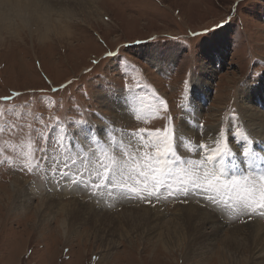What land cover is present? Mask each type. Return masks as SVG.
I'll use <instances>...</instances> for the list:
<instances>
[{
  "label": "rangeland",
  "instance_id": "1",
  "mask_svg": "<svg viewBox=\"0 0 264 264\" xmlns=\"http://www.w3.org/2000/svg\"><path fill=\"white\" fill-rule=\"evenodd\" d=\"M5 3L0 264H264L247 229L264 225L247 207L254 199L258 209L264 193V139L243 118V107L264 115V0H42L34 24ZM189 92L204 108L195 131L212 133L186 129V140ZM126 98L124 117L117 106ZM77 120L91 123L69 126ZM174 126L172 151L156 159ZM85 127L99 129L101 143L83 144ZM226 151L227 163L241 165L235 183L229 168L217 180L212 164L200 163ZM25 165L33 171L21 172ZM113 170L121 188L104 179ZM156 180L170 187L154 192V203L137 198ZM193 180L213 187L197 191ZM181 187L191 193L183 203L170 194ZM206 195L214 205L201 202ZM202 211L223 223L216 236H195Z\"/></svg>",
  "mask_w": 264,
  "mask_h": 264
},
{
  "label": "bare ground",
  "instance_id": "2",
  "mask_svg": "<svg viewBox=\"0 0 264 264\" xmlns=\"http://www.w3.org/2000/svg\"><path fill=\"white\" fill-rule=\"evenodd\" d=\"M6 2V3H5ZM42 0H15L14 2H12V0H0V3H5V4H10L9 6H11L12 8L9 9V11L11 12V14L14 16V18L22 21V22H26V24H34L36 22H38V20L41 19V17H39L38 15L40 14V11L37 13V11L39 10V4H41ZM38 16V17H37ZM8 20V19H7ZM21 22V23H22ZM9 28V27H8ZM11 29V28H9ZM205 80L208 81V77H205ZM208 84V83H207ZM207 92V91H205ZM204 92V96H205V93ZM257 91H255L254 93H256ZM195 94V93H194ZM202 96V97H204ZM201 98V97H200ZM196 98H194L193 95L190 94L189 92V95H187L183 101V106H182V112H184V115L183 116V119L181 121V129L182 131L181 134L182 136L185 138L186 136H184L186 133H187V130H190V131H193L192 134H195L193 135L195 138H197V134L198 133L195 131L194 129V126H195V122L196 120L198 121L200 118H201V114H202V110L204 109L202 107V105H199V103L196 102L195 100ZM127 107V108H125ZM129 103H127V98L122 100V102L117 106V110H118V114L121 115V116H127L130 112V109H129ZM131 108V107H130ZM203 108V109H202ZM250 109V108H249ZM248 108L246 107H243V111H244V116L243 118L247 120V123L249 125V127H251V131L253 132V134H257L256 138L258 137L259 139H262L260 140L261 142H263V139H264V115L263 114H258V112L256 111V109H250L249 110ZM130 115V114H129ZM248 115V116H247ZM197 127V126H196ZM246 127V126H245ZM248 127V128H249ZM198 128V127H197ZM187 129V130H186ZM194 129V130H193ZM257 129H262L261 131H258ZM99 131V129H94L93 128H82V130L80 131V135H81V141L82 143L84 144L86 142L87 146H95V145H92L91 144V139L89 138V135L90 134H93L92 131ZM205 131L203 132H200L199 135L201 134H204V135H208L211 131L209 129H204ZM84 131V134L82 136V132ZM257 131V132H256ZM105 132V131H104ZM189 133V132H188ZM212 133V132H211ZM106 134V133H105ZM252 134V135H253ZM96 135V134H95ZM249 135V134H248ZM252 135L250 134V136L252 137ZM255 135L253 137H255ZM97 136V135H96ZM238 136V137H237ZM235 138H232L233 139V142L235 143H238L240 141V138L241 137L240 135H237ZM191 137V136H190ZM211 137V136H210ZM209 137V138H210ZM250 137V138H251ZM187 140V138H185ZM256 148V147H255ZM249 152V151H247ZM250 154V153H249ZM252 154V153H251ZM258 154V153H257ZM261 155V153H259ZM219 155V154H218ZM253 155V154H252ZM236 156V155H235ZM227 157V156H226ZM224 158L223 161H220L221 163L218 165H216V163H218V161L216 163H211L212 164V167L211 169L214 171V173H216V175H218V177H229L227 175L228 173V169L229 168L231 171L229 172H232V173H235L233 175L234 179L236 180H233V181H237V171L238 168L241 167V165H237L235 164V160L234 162H232V159L230 160L229 163H227V159L228 158ZM237 157V156H236ZM254 157V156H253ZM245 158V157H244ZM216 159V158H215ZM258 159V158H257ZM171 162H169L170 164ZM174 163V162H173ZM227 163V164H226ZM234 163V165H233ZM232 165V166H231ZM254 165V164H253ZM252 165V166H253ZM253 168V167H252ZM242 171V170H241ZM240 173V172H239ZM231 176V178H233ZM230 178V179H231ZM254 179V178H253ZM259 179V178H258ZM222 182V181H221ZM241 182V181H240ZM223 183V182H222ZM225 183V182H224ZM226 184V183H225ZM231 189V188H230ZM243 190V189H242ZM243 192V191H242ZM83 207V206H82ZM91 207V206H90ZM188 208V207H187ZM189 209H191L189 207ZM199 209V208H198ZM201 210V209H200ZM209 213V212H208ZM208 213H205L204 211L202 212H197V215L199 216V218L197 219V221H195L196 223L199 224V226L201 228H198L197 227V224L196 225H193L195 226L194 228V232H195V236H198L201 234V230H204V229H208V230H211V234L214 236H216L217 234H219L222 230V227H223V223H218L217 218L211 214H208ZM216 214V213H215ZM218 216V215H217ZM224 217V216H223ZM226 218V217H225ZM251 222V221H250ZM249 228L248 229V232H249V235L253 238L256 239V244H258V247H260L259 250L262 249V251H264V225L262 222L260 221H253V225H250L248 226ZM204 233V232H203ZM209 233V234H210ZM205 235V234H204ZM203 236V235H202ZM207 238H210V236L206 235ZM200 237V236H199ZM201 238V237H200ZM198 238V239H200ZM204 240V239H203ZM209 240V239H207ZM204 242V241H203ZM207 243V242H206ZM211 245V244H210ZM257 250V249H256ZM255 251V250H254ZM259 252V251H258ZM257 253V252H256ZM260 253V252H259ZM258 253V255H259ZM264 258V255L263 257Z\"/></svg>",
  "mask_w": 264,
  "mask_h": 264
},
{
  "label": "snow or ice",
  "instance_id": "3",
  "mask_svg": "<svg viewBox=\"0 0 264 264\" xmlns=\"http://www.w3.org/2000/svg\"><path fill=\"white\" fill-rule=\"evenodd\" d=\"M118 54H119V52H108L107 55H106V58H109V57H112V56L118 55ZM92 63L94 65H98L100 63V61L94 60V61H92ZM89 71H91V69ZM72 83H74V82L73 81H69L68 82V84H72ZM65 87H67V85H62L61 86V88H65ZM165 119H167V116H165ZM98 122L101 123V124L104 123L103 120H98ZM90 123L91 122L88 121V120H77V121H74V122L70 123L69 126L72 127L73 124H78L79 127H83V126H88ZM73 128H75V127H73ZM141 133H143V129H141ZM132 135L135 138L136 134L133 133ZM220 135L223 136L224 133L221 132ZM111 138H112V133L108 132V134L106 136V142L110 143ZM90 139H91V144L92 145L101 143L100 138L94 134V130H93V134L91 135ZM171 139H175V126L172 129L171 138H169L168 136L164 137V141L166 143L165 151L158 152V155H157L156 159H158V160L165 159L167 157V153L172 151ZM213 139H215V137H213ZM160 142H161V138L159 136H157L156 143L159 144ZM201 147H203V145ZM85 150H87V149H85ZM229 154L230 153L228 151H226V152H224L222 154H219V155L216 154L215 152H211V154L205 156L200 161V163L204 164L205 167H207L208 164L216 163L217 161H223V159L226 156H228ZM243 155H247V153L245 152ZM213 157H216V159H213ZM149 163H151V162L149 161ZM20 171L21 172L31 173L33 171V166L32 165L22 166ZM153 171H154V169H153ZM165 172H166V169H162L161 170L162 174H165ZM61 175H66V173H61ZM117 175H119V170H113V173H112L111 177L107 176V174H106L104 176V179L109 180V182L113 185V187L121 188L122 185L117 181ZM168 175H169V177L171 176L170 173H168ZM205 175L207 176V172H205ZM147 178H148L147 176L144 177L145 180H147ZM262 179H264V178H262ZM217 180H219V177H217ZM191 183L194 185V187H195V189L197 191L203 190L205 193H207L213 187V185L211 183H209L207 187H204L202 189V186L196 180L191 181ZM233 183H235V181H233ZM161 187H163L165 189H168L170 187V185L167 183V181H165L164 184L161 185L160 182L158 180H156V181L153 182V185H152V188H153L154 191H149L148 188H147V185H145V188L141 191V193L137 194L136 193V189L132 188V189L129 190V194H137V198H143L144 200L148 201L149 203H154V201L152 200L154 192L155 193H159L160 190H161ZM91 194L93 196L95 195L94 192L91 193ZM170 194L172 196H174L177 200H179L182 203L188 201V199H189V197L191 195V193L187 190L186 187L178 188L174 192H171ZM156 198L158 199V196ZM205 200H206L208 205H214L215 204L214 197H212L210 195H206L205 197H203L201 202H204ZM253 204H255V200L254 199H253L252 203L247 205V207L251 208L253 213L256 212L257 210H259L260 214L264 215V193L260 194L259 208L257 209L256 207H253Z\"/></svg>",
  "mask_w": 264,
  "mask_h": 264
}]
</instances>
